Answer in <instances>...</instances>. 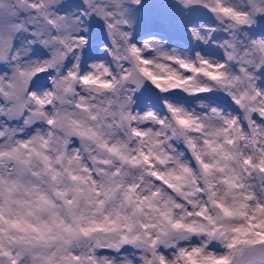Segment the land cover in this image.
<instances>
[{
	"label": "snow or ice",
	"instance_id": "obj_1",
	"mask_svg": "<svg viewBox=\"0 0 264 264\" xmlns=\"http://www.w3.org/2000/svg\"><path fill=\"white\" fill-rule=\"evenodd\" d=\"M145 4L0 0V264H264V0Z\"/></svg>",
	"mask_w": 264,
	"mask_h": 264
},
{
	"label": "rangeland",
	"instance_id": "obj_2",
	"mask_svg": "<svg viewBox=\"0 0 264 264\" xmlns=\"http://www.w3.org/2000/svg\"><path fill=\"white\" fill-rule=\"evenodd\" d=\"M139 15L140 22L137 27V37L148 32H158L169 41L172 47L193 46L183 24L170 17L166 0H146L145 7ZM189 102L192 103V101Z\"/></svg>",
	"mask_w": 264,
	"mask_h": 264
}]
</instances>
